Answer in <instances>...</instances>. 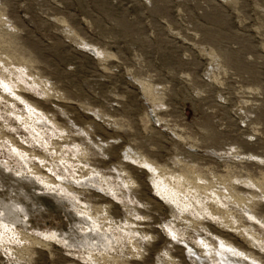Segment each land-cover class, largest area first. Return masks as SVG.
<instances>
[{
    "label": "rangeland",
    "instance_id": "rangeland-1",
    "mask_svg": "<svg viewBox=\"0 0 264 264\" xmlns=\"http://www.w3.org/2000/svg\"><path fill=\"white\" fill-rule=\"evenodd\" d=\"M0 202V264H264V0H0Z\"/></svg>",
    "mask_w": 264,
    "mask_h": 264
},
{
    "label": "bare ground",
    "instance_id": "bare-ground-1",
    "mask_svg": "<svg viewBox=\"0 0 264 264\" xmlns=\"http://www.w3.org/2000/svg\"><path fill=\"white\" fill-rule=\"evenodd\" d=\"M142 165H145V164H142ZM145 166H146V165H145ZM147 166H148V165H147ZM20 179H21V178H20ZM23 180H24V179H23ZM17 183H19V187H20V188H21V187H22V188H25V184L20 183V181H18V180H17ZM179 184H180V183H179ZM26 188H27V187H26ZM162 190H163V189H162ZM166 193H167V192H166ZM166 193H165V194H166ZM0 205H1V206H4L2 202H0ZM7 206H8V207H12L13 204H12V203H9ZM5 208H6V206L4 207V209H5ZM12 209H14V208H12ZM12 209H11V210H12ZM11 210H9V211H11ZM5 218H6V217H5ZM6 219H7V218H6ZM230 249H231V248H229V246L227 245V250H226V251H227V252H228V251H231ZM194 253L196 254V251L191 250V249L189 250V254H192V255H193ZM237 254H238V253H237ZM237 254H236V255H237ZM234 256H235V255H234ZM237 256H238V255H237ZM198 259H199V262H201V257L198 258ZM236 259H238V260H237V261H234L235 264H242V263L245 262V261H244V262L242 261V260H243L242 258H236ZM232 262H233V261H231V263H232Z\"/></svg>",
    "mask_w": 264,
    "mask_h": 264
}]
</instances>
